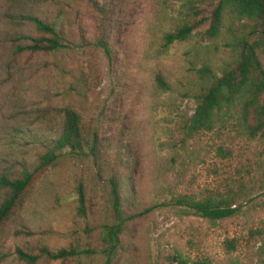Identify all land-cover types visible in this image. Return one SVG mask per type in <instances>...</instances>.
I'll return each instance as SVG.
<instances>
[{
  "label": "rangeland",
  "instance_id": "rangeland-1",
  "mask_svg": "<svg viewBox=\"0 0 264 264\" xmlns=\"http://www.w3.org/2000/svg\"><path fill=\"white\" fill-rule=\"evenodd\" d=\"M93 1L34 5L65 46L21 53L11 76L1 68L7 56L0 47V165L34 167L45 150L38 138L61 128L58 108L80 113L85 139L33 173L0 224V264H103V227L115 221L111 183L126 221L109 264H264V137L248 136L237 110L212 130L183 133L196 94L233 67L229 46L254 23L225 13L209 36L218 0ZM191 23L197 26L185 40L165 43L166 33ZM256 54L264 69V50ZM182 197L212 198L236 211L210 220L174 204ZM42 245L90 252L33 263L16 255Z\"/></svg>",
  "mask_w": 264,
  "mask_h": 264
},
{
  "label": "trees",
  "instance_id": "trees-1",
  "mask_svg": "<svg viewBox=\"0 0 264 264\" xmlns=\"http://www.w3.org/2000/svg\"><path fill=\"white\" fill-rule=\"evenodd\" d=\"M46 0H3L0 6V47L6 52L5 63L1 68L11 76L12 61L21 53H50L63 49L64 42L55 28V24L36 15L34 5ZM92 2H95L92 0ZM228 13L238 21L253 22L244 35L234 39L229 46L235 47L237 61L225 70L221 76L215 78L211 84L196 94V105L189 120L184 124L185 137L212 130L216 122L224 123L231 111L240 113L245 132L248 136L264 137V69L257 57V48L264 50V0H218L211 10L210 25L207 30L209 36L217 35L222 23L223 14ZM197 24L183 26L165 34V43L174 40H185L196 28ZM108 53V48L104 46ZM208 71L207 68L203 69ZM158 81H163L158 78ZM58 116H62L61 128L54 132V136L38 138L45 150L38 154L37 162L31 169L25 164H18L21 169L13 172L16 162L6 166L0 165V224L10 215L22 198L27 185L37 170L48 165H54L63 150L81 149L85 143L83 135V120L78 111L71 107L55 109ZM113 192V206L115 221L105 225L102 232L104 244V263L109 264L111 256L120 247V235L124 230L126 217L122 214L119 194L116 186L111 183ZM78 214L83 215L84 194L78 186ZM174 204L187 209L210 220L223 219L234 214L235 207L212 198L194 199L189 197L176 198ZM232 246L231 242H228ZM264 246V239H263ZM90 252L89 249H78L70 245L58 250H51L42 245L38 253L16 250L20 260L33 263L38 257L45 255L50 260L64 261ZM189 264H211L206 259L192 260Z\"/></svg>",
  "mask_w": 264,
  "mask_h": 264
}]
</instances>
